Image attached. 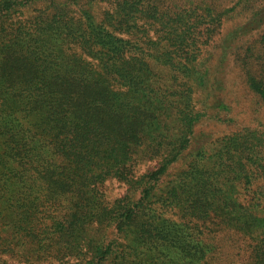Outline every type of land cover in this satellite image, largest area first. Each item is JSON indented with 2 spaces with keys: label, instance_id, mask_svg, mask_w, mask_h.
I'll use <instances>...</instances> for the list:
<instances>
[{
  "label": "trees",
  "instance_id": "1",
  "mask_svg": "<svg viewBox=\"0 0 264 264\" xmlns=\"http://www.w3.org/2000/svg\"><path fill=\"white\" fill-rule=\"evenodd\" d=\"M221 1L0 0V264H264V129H196L222 24L264 49V0Z\"/></svg>",
  "mask_w": 264,
  "mask_h": 264
},
{
  "label": "rangeland",
  "instance_id": "2",
  "mask_svg": "<svg viewBox=\"0 0 264 264\" xmlns=\"http://www.w3.org/2000/svg\"><path fill=\"white\" fill-rule=\"evenodd\" d=\"M227 1L228 0H222L221 5H225ZM242 17L245 18V16ZM238 20L240 19L233 18L222 24L217 33L218 35L211 41L213 48L209 50L212 51L210 56L211 65L222 66V77L225 78L226 84L229 85L227 88L230 92L231 110L222 112L221 115L223 119L221 121L208 120L199 123L196 127L199 133L213 131L215 137H217L228 132L239 130L250 124L260 126L262 130L264 129V103L258 100L256 95L248 88L245 68L241 67V63H243V59H245L248 62V70L257 76V79H262L264 81V49L260 44H257L256 48L259 51V55L255 53L252 58H247V56H245V51L248 44L244 42L245 39L241 38L238 40L237 38L234 42L227 43V45L231 43L230 47L235 45L234 47L236 48L234 55L231 54L229 58V56L224 57V51L217 47L221 44V39L235 29V25L236 27L239 25V23L236 24ZM261 32H264V25L261 28ZM256 37H259V35L253 36V38ZM249 56H251V54H249ZM222 57H224L225 61L218 64ZM213 71L215 73V69H213ZM257 185L264 186V182L258 181ZM249 191L250 189L244 191V193L247 195ZM242 197H245V195H242ZM220 238L222 237H218V240H221ZM218 245L225 247L229 251V244L226 243V240L224 241V239H222ZM240 256L237 263L251 264L247 251H241Z\"/></svg>",
  "mask_w": 264,
  "mask_h": 264
}]
</instances>
